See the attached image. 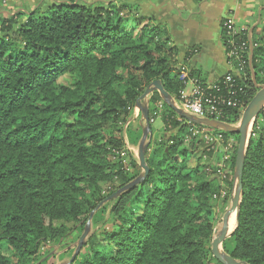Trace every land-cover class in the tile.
<instances>
[{
	"label": "trees",
	"instance_id": "1",
	"mask_svg": "<svg viewBox=\"0 0 264 264\" xmlns=\"http://www.w3.org/2000/svg\"><path fill=\"white\" fill-rule=\"evenodd\" d=\"M43 10L0 11V264H48L42 249L71 232L57 222L83 227L92 213H105L106 203L99 206L144 174L122 128L131 111L157 81L177 103L185 89L180 49L167 25L138 4L65 0ZM254 35L239 105L223 107L218 119L233 127L264 86V31ZM195 53L189 49L184 65ZM159 102L165 132L177 135L153 140L146 179L107 202L110 226L71 264L213 260L211 203L219 189L209 179L210 164L192 167L183 148L184 139L195 140L194 130L208 127L180 118L158 92L150 97L152 118ZM218 131L224 140L239 138ZM232 162L230 185L236 156ZM105 185L113 186L109 196ZM223 248L235 260L264 264V110L247 146L237 228Z\"/></svg>",
	"mask_w": 264,
	"mask_h": 264
},
{
	"label": "crops",
	"instance_id": "2",
	"mask_svg": "<svg viewBox=\"0 0 264 264\" xmlns=\"http://www.w3.org/2000/svg\"><path fill=\"white\" fill-rule=\"evenodd\" d=\"M11 1L16 4V0ZM62 1L65 0H18V7L46 9ZM98 1L114 0H76V3L92 4ZM127 1L138 4L142 13L153 15L167 25L173 43L180 49L179 64L186 66L206 83L217 82L229 71L222 36L225 18H234L252 35H261L264 31V0ZM191 48H195L197 53L184 65ZM191 90L192 86L188 85L186 92L190 93Z\"/></svg>",
	"mask_w": 264,
	"mask_h": 264
},
{
	"label": "rangeland",
	"instance_id": "3",
	"mask_svg": "<svg viewBox=\"0 0 264 264\" xmlns=\"http://www.w3.org/2000/svg\"><path fill=\"white\" fill-rule=\"evenodd\" d=\"M1 2H5V5L3 4L0 5V11L3 15H7L8 13L15 14L21 11L32 14L34 11L37 10L34 7H30V8H25L21 6L18 7L20 4V1L18 4V0H16V4H13L11 0H1ZM2 14H0V16ZM24 20L25 19L22 18L20 19V22H23ZM152 94L141 102L143 106L149 108L150 97L152 96ZM173 101L178 108L182 109L180 103H177L174 99ZM153 111H154L153 112L154 119L150 114L151 117L150 119H153L154 121L150 122L151 130H150V136L146 142L147 143V151L145 155L146 158L149 157L151 150L153 149V148L149 149L153 140H161L163 137H165V140H167L177 135L176 131H173L171 133L165 132L164 124L161 120L162 115L164 113V108L162 111H160L157 108L154 109ZM244 113L245 110L240 113L241 121L243 119ZM241 121L235 127H239ZM122 128L124 130V134L126 137L127 149L131 154L134 155L135 159L139 162V148L144 136V130L146 129V123L143 118L142 112L138 107H135L131 111L130 117L127 119V122H125L124 125H122ZM252 129L250 128L249 133L252 132L251 131ZM204 130H206L207 133H211L212 136L220 132L218 130H212L209 127ZM193 136L195 137L194 141L192 138L188 137L184 139L183 142V148H187L192 153L191 160L188 163L192 167H195L197 165L204 166L210 164V166L208 165L209 167L207 169V173L210 174L209 179L213 180V185L219 189V191L213 195L212 203H211L212 211L214 215L213 224L215 227V232L213 237V241H214V239L219 236L223 228L224 217L232 206V201L236 194V190L238 188V181L235 178V171H234L233 184L232 185L228 184L227 180L229 178V175L232 174V164H233L232 161L234 160L237 154L236 152L238 149L239 138H228L224 140L223 137L221 141L212 142L214 143V145L212 144L214 150H212L211 148L212 145L207 143L204 135H202L201 133H196V134L193 133ZM192 141L194 145L191 143ZM201 142H203V144H200ZM206 149L207 151L213 152L212 158H209L204 154V151ZM220 168L222 169L224 176L226 175L225 179H223V176H221L218 173ZM113 191L114 189L112 185H105L103 187V196H109ZM114 200H112L111 202H113ZM110 205H111L110 203H106L103 206L106 207L105 213L95 212L92 219L91 220L89 219L88 222L85 223V225L83 224V227H81L82 224L76 225L72 222L71 223L63 222V221L57 222L56 223L57 227L65 226L66 228L70 229L71 232L64 240L61 241V243L59 244L49 243L48 245H46L41 251V256L42 257L46 256L45 260H49L48 264H69L77 251L79 240L84 234L88 224L90 226V232L88 238L85 240V245L88 243V241L93 235L99 232V230H103L106 226H107L106 228L110 226L109 223L107 222L108 214L111 208ZM236 228H237V220L235 222L233 230L229 231L230 235L228 239L230 238L231 234H233V232L236 230ZM223 246L222 249L224 251ZM211 250H212V244H211ZM209 264H217L216 259L213 258V260H211Z\"/></svg>",
	"mask_w": 264,
	"mask_h": 264
},
{
	"label": "built area",
	"instance_id": "4",
	"mask_svg": "<svg viewBox=\"0 0 264 264\" xmlns=\"http://www.w3.org/2000/svg\"><path fill=\"white\" fill-rule=\"evenodd\" d=\"M1 3L5 5V2ZM222 31L226 37L224 46L229 71L220 80L215 83H206L200 79L190 77V71L186 66L181 69V80L184 81L185 89L181 93V101L179 103L182 110L197 119L218 121L222 116L223 107L236 108L239 105L237 95L244 88L243 84L245 77H247L248 65L251 59L250 39L252 32L240 26L230 16L223 21ZM188 85L192 86L190 93L186 92ZM156 108L162 111L164 108L163 102L157 103ZM244 110L245 108L243 107ZM153 119H151V122L154 121ZM193 133L204 135L210 145H214L212 142H218L223 139L221 133H216L212 136L211 133H207L204 129L201 131L196 129ZM213 145L211 147L212 150H214ZM218 173L223 176V179L226 178L221 168Z\"/></svg>",
	"mask_w": 264,
	"mask_h": 264
},
{
	"label": "water",
	"instance_id": "5",
	"mask_svg": "<svg viewBox=\"0 0 264 264\" xmlns=\"http://www.w3.org/2000/svg\"><path fill=\"white\" fill-rule=\"evenodd\" d=\"M253 55H254V50L252 49L251 63L253 60ZM155 91H157L160 94L162 100L166 104H168L178 114V116L184 119L186 122L193 124V125H197V126H206V127L213 128L216 130H221V131H224L230 134H235L239 137V144H238V149H237V154H236V166H235V178L238 181V188L233 198L232 206L224 217L223 228L219 236L215 238L212 243V254H213L214 259H216L221 264H249L247 262H241V261L235 260L230 255H228L225 251H223L222 246L230 235L229 234V220L231 216L233 215V213L235 212L237 215V222H238L239 210H240V206L242 202V181H243V171H244V165H245L246 151H247V146H248L249 139L251 136V132L249 133V130L250 128L251 129L253 128L255 121L257 120V118L260 116V114L264 110V86L260 87L258 93L255 95V97L251 100V102L245 109V113H244L243 119L239 127H233V126L224 124L217 120H201V119H197L191 116L190 114L186 113L184 110L178 108L175 105L173 98L165 91L161 82L157 81L153 83L152 86H150L146 90V92L143 94V96L140 98V103L138 105V108L141 110L143 118L146 123V129L144 130V136L140 144V148H139V162H140L141 168L143 169L144 174L141 177H139L137 180L127 185L126 187L122 188L117 193H115L114 195L109 197L107 200H105L99 206V208L105 203L116 199L120 194L124 193L125 191L130 190L133 187L140 184L141 182H143L149 173V168L146 164L145 155L147 151L146 142L150 136L151 119H150L149 108L143 106L141 102L145 100L148 96H150L152 93H154ZM93 215L94 213L91 214L90 220L92 219ZM89 232H90V226L88 224L84 234L79 240L77 251L69 264H71L77 258V256L83 249L85 240L89 236Z\"/></svg>",
	"mask_w": 264,
	"mask_h": 264
},
{
	"label": "bare ground",
	"instance_id": "6",
	"mask_svg": "<svg viewBox=\"0 0 264 264\" xmlns=\"http://www.w3.org/2000/svg\"><path fill=\"white\" fill-rule=\"evenodd\" d=\"M235 213H233V216H231L232 217L231 220H229V229H230L229 231L233 230L235 222L237 220Z\"/></svg>",
	"mask_w": 264,
	"mask_h": 264
}]
</instances>
